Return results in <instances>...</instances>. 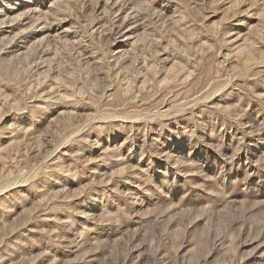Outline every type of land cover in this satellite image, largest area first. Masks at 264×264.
<instances>
[{
    "label": "rangeland",
    "instance_id": "374dc122",
    "mask_svg": "<svg viewBox=\"0 0 264 264\" xmlns=\"http://www.w3.org/2000/svg\"><path fill=\"white\" fill-rule=\"evenodd\" d=\"M0 264H264V0H0Z\"/></svg>",
    "mask_w": 264,
    "mask_h": 264
}]
</instances>
